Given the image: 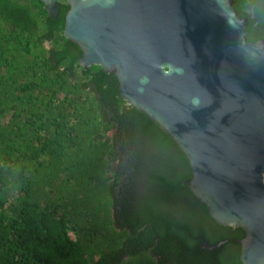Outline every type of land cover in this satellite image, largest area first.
<instances>
[{
  "label": "trees",
  "instance_id": "16d2710c",
  "mask_svg": "<svg viewBox=\"0 0 264 264\" xmlns=\"http://www.w3.org/2000/svg\"><path fill=\"white\" fill-rule=\"evenodd\" d=\"M232 1L264 40V0ZM67 10L0 0V264H242L245 232L191 193L178 145L78 64Z\"/></svg>",
  "mask_w": 264,
  "mask_h": 264
},
{
  "label": "water",
  "instance_id": "95a60500",
  "mask_svg": "<svg viewBox=\"0 0 264 264\" xmlns=\"http://www.w3.org/2000/svg\"><path fill=\"white\" fill-rule=\"evenodd\" d=\"M41 2L58 16L60 0ZM64 2L78 64L115 75L120 98L184 153L210 217L245 232L241 263L264 264V40L247 41L232 0Z\"/></svg>",
  "mask_w": 264,
  "mask_h": 264
},
{
  "label": "flooded vegetation",
  "instance_id": "af4514ba",
  "mask_svg": "<svg viewBox=\"0 0 264 264\" xmlns=\"http://www.w3.org/2000/svg\"><path fill=\"white\" fill-rule=\"evenodd\" d=\"M48 15V14H47ZM49 17V16H48ZM47 49L51 48V45L49 43L46 42H41Z\"/></svg>",
  "mask_w": 264,
  "mask_h": 264
},
{
  "label": "built area",
  "instance_id": "2783aa9c",
  "mask_svg": "<svg viewBox=\"0 0 264 264\" xmlns=\"http://www.w3.org/2000/svg\"><path fill=\"white\" fill-rule=\"evenodd\" d=\"M262 181H263V183H264V173H263V175H262Z\"/></svg>",
  "mask_w": 264,
  "mask_h": 264
},
{
  "label": "rangeland",
  "instance_id": "374dc122",
  "mask_svg": "<svg viewBox=\"0 0 264 264\" xmlns=\"http://www.w3.org/2000/svg\"><path fill=\"white\" fill-rule=\"evenodd\" d=\"M60 2H64V0H60ZM71 235V234H70Z\"/></svg>",
  "mask_w": 264,
  "mask_h": 264
}]
</instances>
